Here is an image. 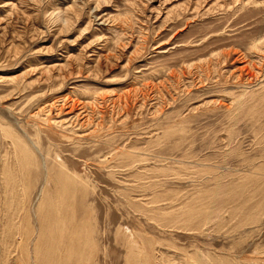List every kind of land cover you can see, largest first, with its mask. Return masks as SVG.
<instances>
[{"label":"rangeland","instance_id":"obj_1","mask_svg":"<svg viewBox=\"0 0 264 264\" xmlns=\"http://www.w3.org/2000/svg\"><path fill=\"white\" fill-rule=\"evenodd\" d=\"M0 264H264V0H0Z\"/></svg>","mask_w":264,"mask_h":264},{"label":"bare ground","instance_id":"obj_2","mask_svg":"<svg viewBox=\"0 0 264 264\" xmlns=\"http://www.w3.org/2000/svg\"><path fill=\"white\" fill-rule=\"evenodd\" d=\"M81 229H82V228H81ZM81 229H80V230H81ZM72 236H73V235H72Z\"/></svg>","mask_w":264,"mask_h":264}]
</instances>
